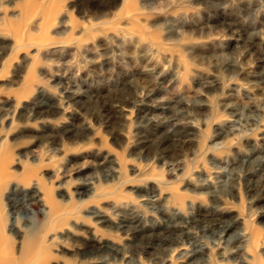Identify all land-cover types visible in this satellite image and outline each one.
Returning <instances> with one entry per match:
<instances>
[{"label": "rangeland", "instance_id": "1", "mask_svg": "<svg viewBox=\"0 0 264 264\" xmlns=\"http://www.w3.org/2000/svg\"><path fill=\"white\" fill-rule=\"evenodd\" d=\"M263 155L264 0H0L5 264H188L119 222L149 235L213 207L246 239L197 236L192 264H264V159L242 163ZM99 244L117 253L83 255Z\"/></svg>", "mask_w": 264, "mask_h": 264}, {"label": "bare ground", "instance_id": "2", "mask_svg": "<svg viewBox=\"0 0 264 264\" xmlns=\"http://www.w3.org/2000/svg\"><path fill=\"white\" fill-rule=\"evenodd\" d=\"M87 91V90H86ZM152 90H144L140 94V100L143 97H147L148 94ZM83 92V91H82ZM84 93V92H83ZM73 94V93H72ZM79 93H75L73 96H70L68 100H71L72 104L78 103V97ZM91 96V94H90ZM67 97V96H66ZM65 97V98H66ZM67 100V99H66ZM76 100V101H74ZM89 101H92L90 99L85 100L86 103H90ZM67 102V101H66ZM70 102V101H69ZM83 102V101H82ZM40 103V102H39ZM46 105V104H45ZM85 109L88 111V113H91L92 116H95L97 119H110L114 116V112L117 111L118 106L115 104V102H91V104L84 105ZM46 107L44 104H35L28 115H31L32 117L35 116H41ZM185 107L177 108L176 111H174V116L179 113H185ZM50 107L46 110L49 111ZM249 112H253L251 108H249ZM146 116V115H145ZM144 120L146 121H152V118L145 117ZM170 139L174 140L177 139V142L184 144L185 141H190V137L193 136V133L191 132H185L184 134L179 133L176 130L171 131ZM164 140L160 141L157 146L153 149L154 156H158V159L165 158L166 155V148L164 146ZM149 141L146 137H143L141 142L139 144L142 146L143 149L146 147V142ZM264 155L261 157H258L253 162L243 161L242 163L245 164L244 166L248 168H254L260 164L261 161H263ZM107 165L112 164L111 160H106ZM219 185L224 186L223 182H219ZM254 188L253 185H248V191H251ZM257 191L260 192V188L257 189ZM37 196V195H36ZM33 196V197H36ZM27 198V197H26ZM148 201H152L151 197L146 198ZM16 201V200H15ZM20 203V202H18ZM154 207V206H152ZM99 217V216H98ZM126 221H129L130 223L133 222V218H127ZM135 221V220H134ZM101 222V221H100ZM119 228L123 229L125 228L126 232H130L141 245V247H163L165 245H173L176 248L174 251L178 248L184 249L187 248L188 250L184 253H181L179 255L180 259H187L186 262L188 264L192 263H200L202 261L203 253L201 249H197V244L193 240L196 239L197 236L199 237H211L214 241L217 243L224 242H230L234 240H242L244 241V238L242 233L237 230L234 233L230 234L228 237L225 238L228 231L232 230L235 227L236 221L234 219H223L220 215H218V210L213 207V210L210 212L201 213L198 212L196 215H191L189 218L183 221H166L164 223L163 229L161 232L152 233L149 235H144L140 230L131 227V226H124V222H119ZM242 238V239H241ZM114 249V248H113ZM111 247L105 246L103 244H99L95 247H92L90 250L84 251L83 255L86 257H95L99 256L101 254H105V256L108 254L113 255L116 254L117 251L113 250ZM237 251L243 250L242 247H238L236 249ZM2 251H5L2 246V241L0 240V264H5L7 260L5 259L4 254ZM177 251V250H176ZM185 262V263H186Z\"/></svg>", "mask_w": 264, "mask_h": 264}]
</instances>
